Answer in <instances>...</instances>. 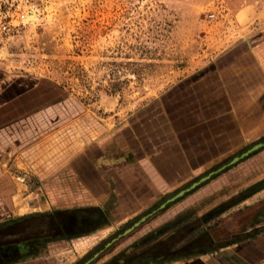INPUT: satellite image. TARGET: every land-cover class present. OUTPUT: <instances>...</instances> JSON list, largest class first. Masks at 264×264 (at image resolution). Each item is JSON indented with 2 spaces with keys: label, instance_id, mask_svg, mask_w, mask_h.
I'll return each mask as SVG.
<instances>
[{
  "label": "rangeland",
  "instance_id": "obj_1",
  "mask_svg": "<svg viewBox=\"0 0 264 264\" xmlns=\"http://www.w3.org/2000/svg\"><path fill=\"white\" fill-rule=\"evenodd\" d=\"M258 27L264 35V0H0V77L28 81L36 95L46 91V100H37L35 108L50 111L47 119L35 121L37 138L48 135L33 154L1 167L9 180L8 193L21 198L26 213L33 205L52 210L108 201L103 204L109 211L108 227L47 244L40 256L53 264H82L97 254L88 264H106L121 254L137 257L168 248L167 257H172L180 247L189 251L198 236L196 245L216 250L264 231V146L226 164L264 141V134L247 140L223 166L206 168L177 188H165L164 196L156 197L131 173L112 184L105 171L103 189L114 191L98 198L90 178L93 195L87 198L75 179L60 176L68 165L77 169L85 150L95 147L92 157L99 149L104 157L112 155V136L131 113ZM129 186L134 196L127 195ZM10 198L4 217L11 216ZM153 247L157 251H149Z\"/></svg>",
  "mask_w": 264,
  "mask_h": 264
},
{
  "label": "crops",
  "instance_id": "obj_2",
  "mask_svg": "<svg viewBox=\"0 0 264 264\" xmlns=\"http://www.w3.org/2000/svg\"><path fill=\"white\" fill-rule=\"evenodd\" d=\"M261 28L225 46L196 72L131 113L112 136L115 145L112 155L104 157L99 149L92 157L91 152L97 149L85 150L78 157L77 169L68 165L60 170V176L75 179L85 197L94 194L103 199L114 191L113 187L103 189L105 171L116 185L117 177L131 173L139 185L158 197L166 195L165 188H177L206 168L223 166V161L245 146L247 140L264 134V35L258 31ZM34 87L28 81L0 77V223L31 214L76 210L90 213L83 223L80 220L67 223L65 235L78 237L65 240L108 227L106 213L109 211L103 207L107 199L99 201L101 205L52 210L33 205L26 213L22 212L21 198L8 193L9 180L1 167L18 164L22 156L33 154L37 144L48 135L44 132L39 138L36 136L35 121L47 119L50 111L35 108V102L46 100L47 94L43 91L36 95ZM84 163L85 167L81 166ZM90 178L97 189L92 195L87 183ZM129 188L127 195L134 196V188ZM112 195L120 199L119 194ZM9 198H13L11 216L4 217ZM13 264L53 263L45 256H37L25 257ZM163 264H264V231L207 253Z\"/></svg>",
  "mask_w": 264,
  "mask_h": 264
},
{
  "label": "trees",
  "instance_id": "obj_3",
  "mask_svg": "<svg viewBox=\"0 0 264 264\" xmlns=\"http://www.w3.org/2000/svg\"><path fill=\"white\" fill-rule=\"evenodd\" d=\"M89 213L76 210H60L52 213L31 214L0 223V264H13L25 257L40 256L47 244L78 237L77 234L65 235V227L67 223L73 221L79 222L80 220L83 223ZM94 216L96 217V215ZM200 237L198 236L194 240L197 241ZM196 241L191 243L193 247L190 246L191 249L189 251H183L184 246L175 250L180 252L176 256L167 257L171 252L167 248V251L163 250L162 252L149 255H145L142 252L137 257L135 255L123 257L121 254L106 264H163L211 251L206 249L205 246L203 247V245H196ZM154 249L157 251L156 247L149 251Z\"/></svg>",
  "mask_w": 264,
  "mask_h": 264
},
{
  "label": "water",
  "instance_id": "obj_4",
  "mask_svg": "<svg viewBox=\"0 0 264 264\" xmlns=\"http://www.w3.org/2000/svg\"><path fill=\"white\" fill-rule=\"evenodd\" d=\"M262 146H264V141L252 145L250 148H248L246 151H244V152H243L242 154H240L239 156L232 158V159L229 161L228 165L235 163V162L238 161L239 159L245 157L246 155H248V154L251 153L252 151L257 150V149H259V148L262 147ZM210 174H211V173H210ZM210 174H208V175H206V176L200 178L197 182H193L189 187H187V188H185V189H183V190L177 192L175 195H173L172 197H170L169 199H167L164 203L160 204L158 207H156L155 209H153L152 211H150L148 214H146V215L142 216L141 218H139L137 222H134L129 228L123 230V231L121 232V234L117 235L114 239H112L109 243H107L103 248H105V247H107L108 245H110L111 242H113L114 240L118 239L119 237H121V236H125V235L129 234V233H130L135 227H137L140 223H142L147 217H149V216H151L152 214L156 213V211H158V210L164 208L165 205H166L167 203L173 202V201L176 200L177 198L181 197L185 192H188L189 190H191V189H193L194 187H196L199 183H201V182H203L204 180H206V179L210 176ZM96 256H97V254H94V255L92 256V258H94V257H96ZM92 258L89 259V260H87V261H85V262L82 263V264H88V263L92 260Z\"/></svg>",
  "mask_w": 264,
  "mask_h": 264
}]
</instances>
